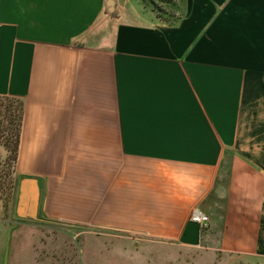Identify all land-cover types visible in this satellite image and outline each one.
<instances>
[{
  "label": "crops",
  "instance_id": "0c3cea01",
  "mask_svg": "<svg viewBox=\"0 0 264 264\" xmlns=\"http://www.w3.org/2000/svg\"><path fill=\"white\" fill-rule=\"evenodd\" d=\"M158 3L0 0V94L25 101L36 195L8 229L264 264V0ZM22 247L0 264H52Z\"/></svg>",
  "mask_w": 264,
  "mask_h": 264
},
{
  "label": "rangeland",
  "instance_id": "374dc122",
  "mask_svg": "<svg viewBox=\"0 0 264 264\" xmlns=\"http://www.w3.org/2000/svg\"><path fill=\"white\" fill-rule=\"evenodd\" d=\"M6 156L7 152L0 145V246H12V254L18 251L26 256L27 248L19 246H39L38 255L42 254L52 264H221L220 258L206 249H183L162 242H132L109 236L76 235L51 226L31 229L26 225H16L8 229L11 223L22 217L19 215L22 192L18 178L13 196H7L4 188L10 179L6 177L9 168Z\"/></svg>",
  "mask_w": 264,
  "mask_h": 264
},
{
  "label": "trees",
  "instance_id": "16d2710c",
  "mask_svg": "<svg viewBox=\"0 0 264 264\" xmlns=\"http://www.w3.org/2000/svg\"><path fill=\"white\" fill-rule=\"evenodd\" d=\"M142 1L154 10L160 11L161 9L158 3L159 0ZM24 114L25 101L23 98L0 94V145L7 152L6 162L9 163L6 177L10 179V183L4 188L7 190L8 197L13 196L17 179L20 178L21 180L23 178L18 175L16 168L20 153Z\"/></svg>",
  "mask_w": 264,
  "mask_h": 264
},
{
  "label": "water",
  "instance_id": "95a60500",
  "mask_svg": "<svg viewBox=\"0 0 264 264\" xmlns=\"http://www.w3.org/2000/svg\"><path fill=\"white\" fill-rule=\"evenodd\" d=\"M31 181H32L31 179L24 177L21 179V182H20V189L22 192V197H21L22 202L20 203V206H19V215H21L22 217L26 216V213H27L25 210L26 202L30 199L34 200L33 198L34 196H36L34 193L31 192V185H30ZM34 202L36 206V200H34ZM34 210L35 208L33 209V212Z\"/></svg>",
  "mask_w": 264,
  "mask_h": 264
},
{
  "label": "built area",
  "instance_id": "2783aa9c",
  "mask_svg": "<svg viewBox=\"0 0 264 264\" xmlns=\"http://www.w3.org/2000/svg\"><path fill=\"white\" fill-rule=\"evenodd\" d=\"M190 219L200 225H206L209 222V216L200 211L199 209H195L192 212Z\"/></svg>",
  "mask_w": 264,
  "mask_h": 264
}]
</instances>
